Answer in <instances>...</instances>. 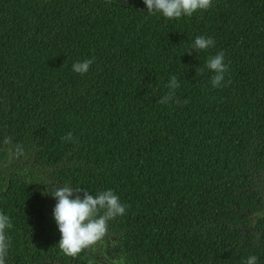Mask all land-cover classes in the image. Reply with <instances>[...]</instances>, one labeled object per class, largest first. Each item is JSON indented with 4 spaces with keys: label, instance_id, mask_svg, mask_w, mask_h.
<instances>
[{
    "label": "trees",
    "instance_id": "trees-1",
    "mask_svg": "<svg viewBox=\"0 0 264 264\" xmlns=\"http://www.w3.org/2000/svg\"><path fill=\"white\" fill-rule=\"evenodd\" d=\"M197 36L214 46L197 52ZM37 167L54 186L112 190L125 214L66 256ZM0 213L5 264H264V0L171 20L143 0H0Z\"/></svg>",
    "mask_w": 264,
    "mask_h": 264
},
{
    "label": "clouds",
    "instance_id": "clouds-1",
    "mask_svg": "<svg viewBox=\"0 0 264 264\" xmlns=\"http://www.w3.org/2000/svg\"><path fill=\"white\" fill-rule=\"evenodd\" d=\"M143 2L148 12L161 13L165 18L171 20L182 16L190 17L198 10H208L212 6L213 0H143ZM214 44L215 41L211 38L197 36L192 48L197 52H202L213 47ZM92 63L93 60L76 62L72 65V69L75 73L83 75L89 71ZM206 68L214 72L211 78L213 87H221L227 72L224 53L219 52L210 57L206 63ZM196 71L197 74H203V69L199 67ZM179 87L177 77L172 76L168 84L169 92L159 102L161 104L171 102L175 98V90ZM64 139L66 141L72 140V134L70 133ZM4 142L7 144L9 140L6 139ZM17 154H22L19 145L17 146ZM80 192H83V195L77 194ZM48 193L57 200L53 214L61 233L59 248L63 254L73 258L105 237L108 231V222L126 212V206L121 204L119 197L112 190L92 195L83 189L63 186L43 194ZM12 227L9 216L0 213V264H5L9 248L6 229ZM257 260L256 256H249L244 264H257ZM120 264H124L122 258Z\"/></svg>",
    "mask_w": 264,
    "mask_h": 264
},
{
    "label": "rangeland",
    "instance_id": "rangeland-1",
    "mask_svg": "<svg viewBox=\"0 0 264 264\" xmlns=\"http://www.w3.org/2000/svg\"><path fill=\"white\" fill-rule=\"evenodd\" d=\"M25 164H28V163H25ZM28 165H30V164H28ZM34 172H35V174L38 173L37 174L38 178H40V176H41L42 178L46 179V184H48L47 186H49V188L51 189L50 192L54 191L57 187H59L57 185L54 186L52 184V182L50 181V176H48L47 173H45L46 172L45 170L41 169L40 167H37V168H35ZM50 200H51L50 204L55 207V205L57 203V200L54 199L52 195L50 197ZM103 239H104V237L101 240H99V241H102ZM116 258L117 257L114 255V257H113V259H111L110 263L111 264L112 263L113 264H120V262H118V260L117 261L115 260ZM110 263H108V264H110Z\"/></svg>",
    "mask_w": 264,
    "mask_h": 264
},
{
    "label": "flooded vegetation",
    "instance_id": "flooded-vegetation-1",
    "mask_svg": "<svg viewBox=\"0 0 264 264\" xmlns=\"http://www.w3.org/2000/svg\"><path fill=\"white\" fill-rule=\"evenodd\" d=\"M108 247H110V245L108 244Z\"/></svg>",
    "mask_w": 264,
    "mask_h": 264
}]
</instances>
